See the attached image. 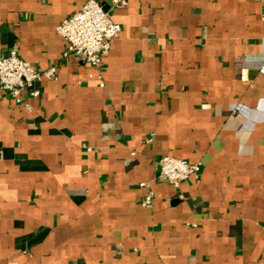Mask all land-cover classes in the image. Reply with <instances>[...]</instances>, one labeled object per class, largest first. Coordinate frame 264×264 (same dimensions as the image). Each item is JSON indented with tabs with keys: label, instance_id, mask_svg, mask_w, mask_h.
Instances as JSON below:
<instances>
[{
	"label": "crops",
	"instance_id": "1",
	"mask_svg": "<svg viewBox=\"0 0 264 264\" xmlns=\"http://www.w3.org/2000/svg\"><path fill=\"white\" fill-rule=\"evenodd\" d=\"M85 1L0 0V56L57 70L0 88V264H264V0H102L100 68L56 31Z\"/></svg>",
	"mask_w": 264,
	"mask_h": 264
},
{
	"label": "built area",
	"instance_id": "2",
	"mask_svg": "<svg viewBox=\"0 0 264 264\" xmlns=\"http://www.w3.org/2000/svg\"><path fill=\"white\" fill-rule=\"evenodd\" d=\"M128 4L129 0H113L112 6L119 8ZM56 31L67 42L64 52L66 56L77 55L88 64L100 68L112 40L121 33L122 27L113 20L102 0H86L78 11L66 17L56 27ZM56 76L54 65L39 70L22 58L16 47L7 55L0 56V88L18 104H26L24 90H30L32 96L38 97L40 92L33 88L34 84L44 77L53 79ZM241 77L244 79L246 75L242 73ZM157 166V178L177 187L183 180L198 179L201 174L200 162H191L170 154L161 156L157 160ZM140 186L148 189L142 204L151 206L154 191L148 182H141Z\"/></svg>",
	"mask_w": 264,
	"mask_h": 264
}]
</instances>
